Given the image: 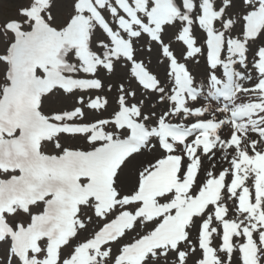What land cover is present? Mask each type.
Masks as SVG:
<instances>
[{
    "label": "snow or ice",
    "instance_id": "1",
    "mask_svg": "<svg viewBox=\"0 0 264 264\" xmlns=\"http://www.w3.org/2000/svg\"><path fill=\"white\" fill-rule=\"evenodd\" d=\"M0 264H264V0H0Z\"/></svg>",
    "mask_w": 264,
    "mask_h": 264
},
{
    "label": "rangeland",
    "instance_id": "2",
    "mask_svg": "<svg viewBox=\"0 0 264 264\" xmlns=\"http://www.w3.org/2000/svg\"><path fill=\"white\" fill-rule=\"evenodd\" d=\"M0 82H3V81H2V76H0Z\"/></svg>",
    "mask_w": 264,
    "mask_h": 264
}]
</instances>
